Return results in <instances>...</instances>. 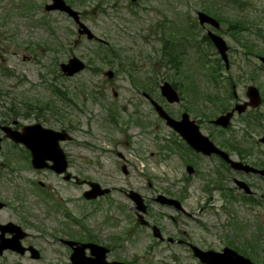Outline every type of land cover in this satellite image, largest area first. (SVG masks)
Listing matches in <instances>:
<instances>
[{
  "label": "rangeland",
  "instance_id": "obj_1",
  "mask_svg": "<svg viewBox=\"0 0 264 264\" xmlns=\"http://www.w3.org/2000/svg\"><path fill=\"white\" fill-rule=\"evenodd\" d=\"M67 1L82 13L83 21L109 46L86 37L79 40L75 22L57 10L46 11L44 6L47 0H0V112L4 111L0 115L9 117L10 112L14 111L22 122L39 121L50 125L62 114L65 117L78 115L71 104H90L87 97L98 96L96 92H106L103 110L105 105L114 106L112 112H120L121 127L126 130L121 132L101 121L102 126L89 131V140L97 146L86 150L88 157L96 162L92 165L91 176L107 187L131 188L146 196L150 208L145 219L162 227L164 234L181 233L192 242L216 247L233 242L257 264H264V203H256L264 195V180L254 174L241 176L254 190L249 202H243V191L236 188L232 179L221 180L220 184L229 189L234 187L232 200L227 199L221 191H216L214 187L217 186L218 177L215 171L207 169V165L212 166L207 159L201 160L202 174L189 177L186 181L184 177L189 175L185 171L180 145L168 146L174 138L180 143L179 137L163 126L154 112L151 118L154 119L155 128L148 139L133 124L132 107L121 108L132 94L131 84L125 79L132 71L126 64L127 59L132 57L136 63H147L150 56L157 58L155 49L159 48L164 38V28L166 37H169L168 43L186 45L184 55L192 67H185L184 64L180 71L199 77L204 93L220 94L224 105L230 108L238 100H246L247 86L254 84L264 98V64L258 57L264 55V0H140L136 7L129 5L127 0ZM29 4H33V7L30 11L25 10L24 5L29 7ZM206 9H210L211 13ZM199 10L217 14L221 18V28L216 31L230 46L228 69L223 61L220 64L211 63L220 57L215 46L206 38L208 31L214 32L215 29L211 23H199ZM135 11H140L145 19H149L145 20L143 26L132 18ZM157 11L164 14V19L161 15H155ZM180 27H187L191 33L177 32ZM194 41L196 49L188 50ZM202 54H206L207 61L199 58ZM72 55L84 60L90 68L73 77H66L60 63ZM201 62L204 63L201 65ZM109 69L115 72L113 79L106 77L105 72ZM166 71V75H171L175 70L168 68ZM106 80L110 84H105ZM214 80L219 83L213 84ZM159 85L156 83V91H159ZM233 85L239 98L233 96ZM114 89L119 93L115 100L117 105L112 100ZM94 108L95 105L87 107ZM221 109L208 100L203 102L202 113L205 110L208 114L199 116L203 131L210 136L213 133L214 140L245 142L244 147L249 151L248 160L253 164L264 163V144L259 140L264 133V102L245 114H236L231 127L218 134L209 120L220 114ZM98 113L96 110L92 116L95 125L100 124L98 121L101 118L96 116ZM129 117L132 121L125 122L130 121ZM78 134L82 136V133ZM144 141L149 144L146 157L138 151ZM103 147L113 152L106 155L99 150ZM119 151L134 163L135 167H129V174L122 171L123 160L117 154ZM211 161L218 164L216 159ZM96 167L101 169L99 174H95L98 172ZM23 171L20 173L28 176V172ZM9 172L2 170L0 190L8 189L9 182H12L7 179ZM233 175L236 176V173ZM74 193L77 195L79 192L75 190ZM159 193L182 201L185 211L153 200L152 197ZM6 197L12 200L13 193L8 191ZM261 200L264 202V199ZM11 203L9 208L0 212L5 220H13L12 208L17 206L13 201ZM51 204L52 199L41 201V204L31 202V215L26 218L30 223H43L40 229L28 230L32 236L30 241L44 250L42 257L34 260L29 256L20 258L12 255L0 257V264H72L63 249L51 241L55 239L52 233L60 232L57 235H62L64 229L53 224L58 221ZM224 204L225 207H222ZM73 205H77V201ZM69 206L72 207V203ZM134 208L122 192L115 191L106 197L99 209L89 207L87 210L86 207V211L93 212L81 223H89L91 227L94 223H103L104 227L95 226L97 233L101 230L105 232V241L102 242L112 246V257L120 258L126 264H202L185 245L157 242L151 229L137 224Z\"/></svg>",
  "mask_w": 264,
  "mask_h": 264
},
{
  "label": "flooded vegetation",
  "instance_id": "obj_2",
  "mask_svg": "<svg viewBox=\"0 0 264 264\" xmlns=\"http://www.w3.org/2000/svg\"><path fill=\"white\" fill-rule=\"evenodd\" d=\"M50 1L51 0H47L45 4L49 3ZM127 1L129 2V5L134 7L139 5L138 3L140 2V0ZM61 13L69 16V14L66 12ZM155 15L157 17L161 15L164 19V14L161 12L157 11ZM132 18L138 21L137 24L141 26L145 24V20H149L148 18L145 19L144 14L140 11L133 12ZM152 26L149 28H152ZM157 26L158 25H156V27ZM163 36L164 38L162 39L159 48L155 49L157 52V58H155V56H150L147 61L148 64L143 62L136 63V60H131L128 65L131 66L132 71L130 72V75L125 77L127 82L131 84L132 94L130 99H128L121 108L127 109L128 106L132 107L134 110L131 116L134 118L133 124L136 125L141 130L143 136L148 139H150V132H153L155 128L154 119L151 118L154 112L157 113L163 126L167 127L172 133H174V135L179 136L178 132L168 124L167 120L160 116L155 107V102L161 104L175 120H181L184 115L187 114L191 120L198 123L202 127V121L199 116L201 117L202 114L203 100L198 82L195 84L194 91L180 90L179 86L177 85V90L181 97L180 101L175 103L168 102L162 95L161 91L158 92L155 90L156 83H162L168 80L175 84L177 83L176 78H178L180 75L183 77L184 75L183 72L179 70L180 65L175 64L172 66L168 52L169 43L167 41H169V37H166L165 28L163 31ZM82 37H85V35L81 36L80 40ZM102 44L109 46L105 42ZM75 57L77 56L72 55L67 61H65V63H69L70 60ZM63 63L64 62H61L60 66H62ZM126 63H128V61ZM184 64L185 67L192 66L190 61L187 60L182 62V65ZM171 67L173 68L171 69ZM87 68H90L88 64H86L83 69L85 70ZM168 68L170 70H175L174 73L171 75H166V70ZM106 75L107 79H113L115 77V72L112 76L109 75L108 72ZM188 80H191L190 76ZM105 84H110V81L106 80ZM105 93L100 91L96 92V95H98L96 97H90L91 95L87 97L90 104L86 102H84L83 105L71 104L76 109V111H78V115L76 114L72 115V117H65L62 114L60 117H56V119H54V124L50 125L39 121L22 122L21 118L16 116L17 112L14 111L10 112L11 116L9 117H3L0 115V117L7 118L9 120L4 121L0 118V144H2L0 148V177H2V170H8L10 172L7 179L12 180V182H9L7 187L8 189L0 190V212L5 208H9V206L12 205L11 201H13L17 206L15 209L12 208L14 215L13 220H5L0 216L1 258L13 255L20 258L29 256L33 259L34 254H37L39 259L42 257L44 250L40 246L35 245V243L30 241L32 236L28 230L40 229L41 224L43 223H30L26 218H30L31 215V202L34 201L35 203L37 202L38 204H41V201L48 202V199H52V204L50 206L52 207V211L55 212L56 219L58 221L57 223L53 224H57L55 227L64 229L61 231L62 235H57L60 234V232L52 233L51 236H53L55 239H52L51 241L53 244H56V246H59L61 249H63L64 255H67L72 263V256L75 253V250L82 245H86L84 249V257L89 260L101 258L103 252L105 251V262L107 264H115V262L123 261L120 258L112 257V246L102 242V240L105 241V232H103L104 230H101L97 233V228L95 229V226L104 227L103 223H94L92 227L89 225V223H81L82 219L91 214L94 208L96 210L99 209L106 201V197L111 196V194L115 191L122 192L132 202L135 207L133 209L134 214L135 216L137 214L138 217L136 201L130 198V191L133 189L129 188L124 190L117 187L110 188L102 184L98 178L91 176L92 165L96 162L92 161L90 157H88L86 150L89 147L96 148L97 146L93 145L89 140V131H91V129L94 127L102 126L103 123L101 121L107 122L109 126L115 127L121 132L126 130V128L121 127L120 112L118 110L116 112H112V110H114V106L110 104L107 106L105 105V111L103 110V99H107ZM118 95L119 93L117 90L113 91L112 100L115 105H117L115 100L119 97ZM91 105H95V108L87 109V107ZM96 110L99 112L96 116L101 118V120L98 121L100 122L99 125L92 123V116L95 115ZM0 113L3 114L4 111ZM132 118H130L129 122H125L130 123ZM4 126H11L12 130L19 131L20 133L17 134L21 135V137H23L25 140L27 139L29 141L34 137L38 138V144L45 147V150H43V148L41 149L42 151L39 149V153L41 154L40 157L43 161L41 166L36 167L34 165L32 150L27 146V144L25 142H16L11 137H9L4 129ZM213 127L216 129L218 134L224 133L220 126L215 125ZM45 128L52 129L55 132L50 133L49 131H46ZM78 132L82 133V136H80ZM179 137L180 144L175 142L176 138H174L171 140L168 146L171 147V144L180 145L179 150L185 163V171L189 175L184 177V179L188 181L189 177L202 174L203 168L201 167V160L207 159L209 160L207 163H212V166H208L206 164L207 169L210 171H215L216 176L218 177L217 183L215 184L217 186L214 188L216 191L219 190L224 193V196L227 197V199L232 200L234 196V187L233 189H229V187H223L220 185L222 182L221 180L230 181L232 179L233 183H236L237 179L245 180V178H241V176L245 177L251 173H247L243 169L235 168L231 162L226 160L219 153L213 152L210 155L201 153L181 136ZM109 141L113 142L111 138H109ZM214 143L218 148L227 153L231 159H235L243 163L250 162L248 160L249 154H247L249 151L246 150L247 147H244L245 142L241 143L233 139H217L214 140ZM148 148L149 144L147 141H144L141 143L140 149L138 151L144 153L142 155L146 157ZM99 150L106 155L113 152L112 150L106 149L104 147L99 148ZM117 154L123 160V163H121L122 171L126 174H129L131 172L130 168L135 167L134 163H132L122 152L119 151ZM151 154L154 155V152H151ZM102 157L104 156L102 155ZM214 159L218 161V164L211 161ZM96 169L98 172H95V174H99L101 169L99 167H96ZM23 170L28 172V176L22 175L24 172ZM20 171L23 172L20 173ZM234 173H236L237 177L233 175ZM252 174L260 176L256 173ZM95 183H99L102 188H110L111 191L108 193H99L98 191H100L102 188ZM29 186H31V189ZM236 188L238 189V185ZM75 190H78L79 192L77 195L74 193ZM8 191L13 193L12 200L6 197L8 195ZM28 192L29 194H27ZM95 193L98 194H96V196H92ZM142 196L146 205L148 206L146 210V213L148 214L150 204L148 198L143 194ZM241 196L244 198L243 202L249 199V195L245 194L244 192ZM260 198L264 199V195H261ZM152 199L156 200V197L153 196ZM261 199L260 204L264 203ZM76 201L77 205H73V203H76ZM69 203H72V207L69 206ZM84 203H86V205H84ZM83 205L84 208H81ZM167 206L177 209L176 206L172 204ZM223 206H225V204ZM86 207L87 210L89 207L92 210L86 211ZM179 211H181V209ZM137 224L147 229H151L153 233V225H155V223L141 224L137 222ZM160 233H162L163 237L156 238L157 242L161 243L167 241L168 243H178L180 245H185L187 248H189L193 255V244L199 246L203 250L214 249L221 253L225 252L226 247H231L244 254L243 250L238 247H234L233 242H227L220 247H216L207 244L202 245L199 242H192L187 239V235L185 234H164L162 227H160ZM10 240H15L16 242L22 243V249L14 250L10 247L3 248L5 247L3 244L9 243ZM31 246L35 247L36 251H34Z\"/></svg>",
  "mask_w": 264,
  "mask_h": 264
},
{
  "label": "water",
  "instance_id": "obj_3",
  "mask_svg": "<svg viewBox=\"0 0 264 264\" xmlns=\"http://www.w3.org/2000/svg\"><path fill=\"white\" fill-rule=\"evenodd\" d=\"M53 1H54L53 4L47 5V9H60V10L66 11L70 15H73V17L77 21H79L78 13L76 11H74L68 4H66L65 0H53ZM198 18H199V21L201 24H205L206 22H209V23L214 24L217 27L219 26V22L216 21L213 17L206 14L205 12H199ZM81 32L82 33L87 32L90 38H92L94 36V34L92 32H90V30L86 27H85L84 31H81ZM209 36L211 37L212 41L214 42L216 48L221 53L222 58H224L226 60L227 65H228V55H227L228 46H227L226 41L221 36L216 35L211 31L209 32ZM262 60L264 62V57L262 58ZM84 66H85V64L80 59L75 57V58L71 59L69 63H63L62 69L68 75H72V74L80 71L81 69H83ZM108 74L112 76L113 72L112 71L108 72ZM161 88H162L163 94L166 95L170 101L179 100L177 91L174 89V87L169 82H164V84L161 86ZM247 95L250 97L249 103L253 106H258L262 101L259 90L255 86H250L248 88ZM247 104L248 103L237 104L236 109H238L239 112H243L246 109ZM156 107L159 110V112L168 119V123L171 126H173L176 130H178L188 140V142H190L192 145H194L198 150L203 151L205 153H211L213 151L221 152L219 149H217V147L213 144V142L210 140V138L208 136H205L200 132L199 126L195 125L194 122L189 123L188 121H184L185 119H183L181 121H176L173 118H171L160 105H156ZM232 115H233V111L228 112L225 115L218 117V119H216L215 122L216 123L218 122L220 124L227 126L230 122V118ZM4 129L7 132L8 136L11 137L16 142H25L27 144V146L32 150L33 163L36 167L41 166V164H43V161L40 157L41 154L39 152L42 148H43V150H45L44 149L45 147L38 144L39 143L38 138L34 137L33 139L28 141L27 139L26 140L23 139V137H21V135L17 134V133H20L19 131L12 130V128L10 126H4ZM45 130L49 131L50 133L55 132L51 129L45 128ZM0 141H1V138H0ZM261 141L264 142V136L261 138ZM0 147H1V145H0ZM49 147H50V145H49ZM223 155H225V154H223ZM232 163L237 165V166H240V168H243L246 171H255V172H259V173L264 175V169L259 170L257 168H254L253 166L248 165V164H243L241 162H236V161H232ZM239 183L241 186L245 187L247 192H251L250 187L246 183L241 182V181H239ZM107 191H108V189H104V190H100L98 192L102 193V192H107ZM96 194H98V193H95L92 196H96ZM130 196L137 202V207L140 210H143V211L146 210V205H144V199L142 198V196L139 193H137L136 191H131ZM161 201L167 202L169 204H175L178 208H181L180 202L177 201L176 199H170V198L168 199L165 196H162ZM139 220L143 223L146 222V221H144V217L142 214L139 215ZM153 228H154L155 235L160 236L161 233L159 232L160 231L159 228L156 226H154ZM10 242H12V243H10ZM3 245L5 246L3 248L10 247L14 250L22 249L21 243L16 242L15 240H10L9 243H4ZM85 247H86V245H82L75 250V253L72 256V260H73L74 264H107L105 262V251L103 252L101 258L89 260L86 257H84ZM193 249H194L195 255L201 260V262L207 263V264H256L249 257L239 253L238 251H236L230 247H226L224 253L218 252V251L213 250V249L203 250V249H201L195 245L193 246ZM34 256L37 257V254H34ZM115 264H125V263L122 261H118V262H115Z\"/></svg>",
  "mask_w": 264,
  "mask_h": 264
},
{
  "label": "trees",
  "instance_id": "obj_4",
  "mask_svg": "<svg viewBox=\"0 0 264 264\" xmlns=\"http://www.w3.org/2000/svg\"><path fill=\"white\" fill-rule=\"evenodd\" d=\"M206 11H208V12L211 13V10L210 9H206ZM206 38H208V37H206ZM203 58H205V55H203ZM217 59L219 60V58H217ZM213 61L211 63H213ZM213 67L216 68V66L214 64H213ZM206 98H209L210 99V96L207 95ZM213 98L211 97L210 100L215 104V106L222 107L223 109H226V106H224L223 100H219L218 97L217 98L213 97ZM218 101H219V103H218Z\"/></svg>",
  "mask_w": 264,
  "mask_h": 264
}]
</instances>
